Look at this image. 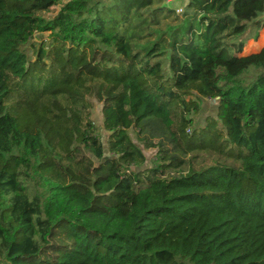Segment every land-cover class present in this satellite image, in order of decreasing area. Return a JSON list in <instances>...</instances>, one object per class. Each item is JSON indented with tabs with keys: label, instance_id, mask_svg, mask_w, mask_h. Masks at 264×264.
<instances>
[{
	"label": "trees",
	"instance_id": "trees-1",
	"mask_svg": "<svg viewBox=\"0 0 264 264\" xmlns=\"http://www.w3.org/2000/svg\"><path fill=\"white\" fill-rule=\"evenodd\" d=\"M168 1L0 0V264H264V0Z\"/></svg>",
	"mask_w": 264,
	"mask_h": 264
},
{
	"label": "rangeland",
	"instance_id": "rangeland-1",
	"mask_svg": "<svg viewBox=\"0 0 264 264\" xmlns=\"http://www.w3.org/2000/svg\"><path fill=\"white\" fill-rule=\"evenodd\" d=\"M98 0H95V2ZM101 1H108V0H101ZM171 0L163 4L164 7L167 9L171 10L172 13L166 12L164 13L163 16H161V22L160 25H156L153 28H151L149 31L145 33L146 38L143 40H137V46L139 48H143L146 46H150L153 42L157 41L158 39H164L167 42H170L173 40V37L177 35H181V29L183 25L185 24V15L182 13L181 8L184 9V5L186 0H183L182 4L181 3H174ZM60 9V7H58ZM181 11V12H180ZM165 19V17H167ZM150 19L152 17L150 16ZM251 32V31H250ZM48 33H44L41 35H37L36 39L34 40L35 42H39L42 38H47ZM261 44L264 45V28L260 32L259 40ZM249 44V43H248ZM247 44V46H248ZM255 47H253L254 49ZM247 49V48H246ZM256 51V50H253ZM250 70H254V67H252ZM260 72L262 70H259ZM258 71V72H259ZM189 99H194L192 97H188L187 100ZM92 101V109H91V119L95 123V126L98 129V132L103 139L105 146L107 148L108 146V133L104 129L103 125V114H102V104L98 102L95 99H91ZM194 115L191 114L190 117H193ZM208 117H217V101L216 100H202L201 102V111L198 115L194 117V125L196 129H201L206 126L207 124V118ZM188 133H192L193 129L189 128L187 130ZM128 133L132 140L142 149V151L145 153L147 157V161L145 165H152L154 163L155 159V154L156 150H148L146 149L143 144H141L138 140V133L135 129L128 130Z\"/></svg>",
	"mask_w": 264,
	"mask_h": 264
},
{
	"label": "crops",
	"instance_id": "crops-1",
	"mask_svg": "<svg viewBox=\"0 0 264 264\" xmlns=\"http://www.w3.org/2000/svg\"><path fill=\"white\" fill-rule=\"evenodd\" d=\"M174 3H181L182 4V2H183V0H175V1H173ZM249 42H252L253 44H256L258 41H254V40H250ZM248 42V43H249ZM264 47V45L261 47V48H259V49H257L258 47L257 46H255V48L253 49L252 48V51L251 52H249V51H247L246 50V48H247V45H246V47L244 48V52H243V56H247V55H250V54H253V53H257V52H259L262 48ZM253 50H256V51H253Z\"/></svg>",
	"mask_w": 264,
	"mask_h": 264
},
{
	"label": "built area",
	"instance_id": "built-area-1",
	"mask_svg": "<svg viewBox=\"0 0 264 264\" xmlns=\"http://www.w3.org/2000/svg\"><path fill=\"white\" fill-rule=\"evenodd\" d=\"M181 11H182V9H181ZM181 11H180V12H181Z\"/></svg>",
	"mask_w": 264,
	"mask_h": 264
}]
</instances>
